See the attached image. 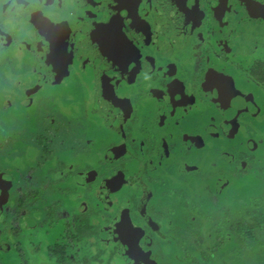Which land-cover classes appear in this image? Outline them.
Returning a JSON list of instances; mask_svg holds the SVG:
<instances>
[{
    "label": "flooded vegetation",
    "instance_id": "flooded-vegetation-1",
    "mask_svg": "<svg viewBox=\"0 0 264 264\" xmlns=\"http://www.w3.org/2000/svg\"><path fill=\"white\" fill-rule=\"evenodd\" d=\"M34 19L60 29L63 76ZM117 24L139 54L134 81L97 39ZM0 52V161L3 145L20 138L7 131L17 121L36 126L38 135L27 134L39 156L29 175L7 168L0 179L21 191L14 205L0 203L11 218L1 216L0 264H13L9 250L17 264H216L233 254L264 264V230L251 239L264 205L235 195L237 186L250 195L264 186L253 166L264 162V76L254 71L264 65V0H0ZM210 75L235 82L227 109L207 87ZM169 81L183 85L187 103L173 102ZM105 86L132 98L129 113ZM47 201V218L25 233L23 220Z\"/></svg>",
    "mask_w": 264,
    "mask_h": 264
},
{
    "label": "snow or ice",
    "instance_id": "snow-or-ice-1",
    "mask_svg": "<svg viewBox=\"0 0 264 264\" xmlns=\"http://www.w3.org/2000/svg\"><path fill=\"white\" fill-rule=\"evenodd\" d=\"M131 11L132 8H129V12ZM249 11H252L251 4L249 7ZM128 14V12L124 13L125 16H127ZM193 19H196V21L198 22V18L193 17ZM33 23L37 25L40 31L47 36L48 41L51 42L53 51L51 63L55 65L56 72L60 73L61 76H63L64 70L66 68V62L63 56V36L60 34V29L55 24L49 23L47 21L34 19ZM119 28L120 25L117 24L116 27L110 33L105 34L102 32L97 37V39L101 44V48L105 51V55H107L110 59L115 62V64L119 68V71L122 73H127L129 76H131L132 80L134 81L136 79L137 73L141 71L139 63V54L136 53L135 50L123 40L122 36L120 35ZM5 43H11L10 37ZM6 58V53L0 52V62H3ZM152 67H156L155 62H153ZM254 71H259L261 76H264V65H261L260 69H254ZM161 72H163V69H161ZM17 87H20L19 83H17ZM207 87L210 90H218L219 103H221L225 109H227L231 105L232 101L237 95V92L235 91V82L232 80H224L223 78L218 76L210 75ZM165 91L171 94L174 103L176 101H180L181 103H187L186 100H181V97L184 95L183 85L178 83H172L171 81H169ZM103 94L107 98V100L111 101L119 109H123L125 113L130 112L131 105L129 101L130 99H132L131 97H122L120 99H117V93H115L112 88L107 86H105ZM141 94L142 92L138 91L137 96ZM160 95H162V93ZM33 103L34 101H29L27 107L31 108ZM5 107L7 109L13 108V101L11 98L5 101ZM89 143H91V141H89ZM213 167H215V164H213ZM245 167H247V165H245ZM3 178L4 177L0 175V179ZM228 184L229 182L225 181L223 187L227 188ZM192 219L193 222H195L196 218L193 217ZM125 231L130 241L134 242L137 235L135 229L129 224L125 227ZM138 264H141L139 260Z\"/></svg>",
    "mask_w": 264,
    "mask_h": 264
},
{
    "label": "rangeland",
    "instance_id": "rangeland-1",
    "mask_svg": "<svg viewBox=\"0 0 264 264\" xmlns=\"http://www.w3.org/2000/svg\"><path fill=\"white\" fill-rule=\"evenodd\" d=\"M27 69L23 68L22 71H26ZM21 71V72H22ZM20 72V73H21ZM62 87H59L58 89H61ZM6 90V89H5ZM2 93V92H1ZM28 113L30 115H32V117L36 116V112L34 111V107L28 108ZM6 119V117H5ZM3 122V121H2ZM4 126L7 128L8 125H6L5 121L3 122ZM33 123H31V121L27 123H21L20 121L10 127L7 128V131L10 133V136H16L18 135L20 138L17 139V141H15L12 145L14 147H11L12 145L8 144H4L2 149H3V158L0 161V163H2L3 168L0 169V175H2L3 177L7 176V172L5 171L7 168H11V171L16 175H21L22 173L23 176H27L29 174L28 171L31 170V168L35 167L38 162H39V156H37L34 152L35 148L33 143H30V136L27 134V132H30L32 135H38L37 130H35L36 126H32ZM27 128H30L29 130ZM23 137V138H22ZM1 148V146H0ZM29 150V154L27 152V150ZM12 150H18L15 153L11 154ZM258 158L263 159L264 160V149L261 148L258 150ZM38 157V158H37ZM13 158V159H12ZM12 159V162L15 160V162L19 163L13 165L14 168L12 167V163L10 162V160ZM260 160H255V162L253 163V166L255 169H258L259 171L264 170V162L260 165ZM9 162V166L7 167ZM174 169V166H172V169ZM38 175V178L42 181H47V180H54V177L46 174V172H42V173H35ZM262 174H264V172H262ZM22 176V177H23ZM246 178H249V175L245 176ZM16 179H18V176H16ZM244 178H241V180H243ZM252 179H255V177H252ZM240 180V181H241ZM77 184V182H76ZM19 183L13 182L12 183V187H9L8 185H5V189L0 188V192H4L5 190L7 191V194L4 193L0 194V203L5 204L6 205H14L15 204V199L17 196H13V193H17L20 194L21 191L17 190ZM260 191H258L257 193L250 195L249 193L246 192L245 188L239 189V187L237 186L236 188V196H243V197H247L250 200H257L259 201L260 205H264V186L262 185V187L258 188ZM254 193V191H251V194ZM232 195V193H231ZM7 197V200H6ZM18 204V202H16ZM51 204V202H44V203H39L37 206L40 208V211L33 213L32 215H30L29 217H27L25 220H23V224L22 226L24 227V231L26 233V231L29 233L31 232L33 229L32 227L35 225L36 228L40 226V223L47 218L48 216V212L45 209L46 205ZM7 207V206H6ZM5 208H0V222H3V218L1 216H3L4 218L7 219H11L8 215L10 214L9 210H7ZM254 208V207H253ZM65 211H66V207L63 206L60 209V216L63 217L65 216ZM203 216V220L205 221L207 219L205 212H203L202 214ZM102 216H97L96 217V221L97 222H101ZM27 223V224H24ZM1 224V223H0ZM210 226L214 227L215 223L213 221H210ZM42 227V226H41ZM7 230V228H6ZM5 230V231H6ZM45 230H41L39 231L36 236H40ZM11 245V244H10ZM90 248V247H89ZM9 249H11V246L9 247ZM7 256H8V261H11V263L13 264H17L18 260L15 258V252L9 250L7 251ZM263 256V261H264V255ZM229 258V256L227 255H221L220 260H218L216 262V264H239V262H241V258H240V254L237 255H231V259L229 261H227ZM254 258V257H253ZM256 258H258V256H256ZM203 263L206 264V260H203ZM51 264V263H50ZM55 264V263H53ZM182 264V263H180ZM252 264H255L254 262Z\"/></svg>",
    "mask_w": 264,
    "mask_h": 264
},
{
    "label": "trees",
    "instance_id": "trees-1",
    "mask_svg": "<svg viewBox=\"0 0 264 264\" xmlns=\"http://www.w3.org/2000/svg\"><path fill=\"white\" fill-rule=\"evenodd\" d=\"M254 221H255L256 224H254L253 227H252L251 239L254 242H256L258 240V234L257 233L259 231H263L264 230V219L263 220H260L259 217H258V215H257L256 216V219H254ZM101 254H103V253L102 252L98 253V256L95 257V259L97 258V260H95V261H97V262L100 261ZM63 259L65 260L66 258H63Z\"/></svg>",
    "mask_w": 264,
    "mask_h": 264
}]
</instances>
